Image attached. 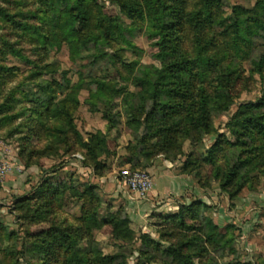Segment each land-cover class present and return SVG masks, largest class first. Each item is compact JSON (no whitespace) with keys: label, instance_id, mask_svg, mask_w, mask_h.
<instances>
[{"label":"rangeland","instance_id":"374dc122","mask_svg":"<svg viewBox=\"0 0 264 264\" xmlns=\"http://www.w3.org/2000/svg\"><path fill=\"white\" fill-rule=\"evenodd\" d=\"M157 2L0 0V264H264V0Z\"/></svg>","mask_w":264,"mask_h":264},{"label":"trees","instance_id":"16d2710c","mask_svg":"<svg viewBox=\"0 0 264 264\" xmlns=\"http://www.w3.org/2000/svg\"><path fill=\"white\" fill-rule=\"evenodd\" d=\"M64 2V4L66 6H70V8L72 10L74 9H80V10H84L86 11L85 9H82L80 7L83 6V2H86L87 0H73V4L70 3L69 4V1L70 0H62ZM158 1V2H157ZM218 0H209V4H213V3H216ZM157 2V5H156V10H157V7H158V10L157 12H160L162 13L163 15H165V13H167V6H166V3L163 2V0H156ZM263 21H259L260 23V26L262 29H264V18L262 19ZM227 20H225L226 22ZM240 21L241 19L239 18H236L232 23H230V25H228V27H235L236 29H239V24H240ZM164 26L167 27V23L166 21H164ZM251 33L253 35H257L253 30H251ZM199 58V59H197ZM194 59V62H197L198 60H200L201 57H197ZM144 75H146V77L148 78V76H150L149 72H143ZM166 73V71H165ZM173 73V72H171ZM166 77H170L172 78V74H165ZM164 77H161L162 79L165 78ZM153 89L154 91L150 94V100H152V104H150V107H147V110L149 111L150 114H153L155 111H156V107L158 106V99L159 97H161V92H164L167 94V92L164 90V88L162 87H159V85H153ZM144 89H147L145 86L143 87ZM195 105H199V108L198 107H195V109H191L190 112H189V116L188 118H183L181 119L182 121H188L190 122L189 124H198V123H201V124H204V120L206 121L208 117V109H207V104H206V101L203 100V103L202 102H198L197 104L195 103ZM264 106V98L262 100H260L259 102L257 103H248L247 105H245V108L248 110V111H253L257 108H261ZM200 113V114H199ZM204 119V120H203ZM181 121V122H182ZM262 123V122H261ZM240 124H244L243 123V120H238V119H235L233 122H232V126L236 128L237 125H240ZM87 189V194L88 195H91L92 194V191L94 189H96V186L95 185H88L86 187ZM112 219H113V229H114V233L115 234H119V236L121 238H127L125 237L127 234L130 236L131 234H133V230L129 227L130 225V220H129V217L128 216H125L123 219H120L117 217V214L113 215L112 216ZM61 236L63 237V239H65L69 245H70V248H69V251L72 252L71 255H78L79 252H80V247H79V244L73 240L72 236L70 235H67L66 232H63L61 234ZM181 247H174V246H171L169 249H166L165 252H166V255L174 258L175 260L176 259H179L181 260V255H179V251ZM101 254V253H100ZM99 260L101 262L105 261L106 263H112L114 258H116V256H103V255H99ZM78 258V257H76Z\"/></svg>","mask_w":264,"mask_h":264},{"label":"built area","instance_id":"2783aa9c","mask_svg":"<svg viewBox=\"0 0 264 264\" xmlns=\"http://www.w3.org/2000/svg\"><path fill=\"white\" fill-rule=\"evenodd\" d=\"M0 174H3L0 168ZM121 179L133 193L141 196L147 195L152 187L149 173L144 171H131L124 169L121 173Z\"/></svg>","mask_w":264,"mask_h":264},{"label":"crops","instance_id":"0c3cea01","mask_svg":"<svg viewBox=\"0 0 264 264\" xmlns=\"http://www.w3.org/2000/svg\"><path fill=\"white\" fill-rule=\"evenodd\" d=\"M163 182H165V181H163ZM181 189H182V185L181 184H175L174 185L169 180V183L165 182L164 186L158 192L161 193V194H167V193L177 194V193L181 192Z\"/></svg>","mask_w":264,"mask_h":264}]
</instances>
